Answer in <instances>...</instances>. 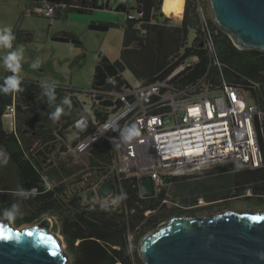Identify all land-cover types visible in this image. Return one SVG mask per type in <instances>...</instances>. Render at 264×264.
I'll return each mask as SVG.
<instances>
[{"label": "trees", "instance_id": "1", "mask_svg": "<svg viewBox=\"0 0 264 264\" xmlns=\"http://www.w3.org/2000/svg\"><path fill=\"white\" fill-rule=\"evenodd\" d=\"M132 1L135 6H131L129 0L127 3L117 4L114 8L126 14L134 13L135 16H125L123 21L122 49L118 59L110 60L102 51L96 53L91 92L81 91L80 88L65 89V86H55L56 103H62L65 98L75 99V94L87 95L91 100L95 126L105 121L120 105L108 91L112 88L118 91L131 86L132 83L123 76L126 70L130 71L137 84L147 85L167 79L187 58L196 56V61L169 79L170 84L182 86L205 74H219V69L212 63L199 33L200 16L197 8L199 4L202 5V0ZM32 3L40 7V10L47 5L53 6V18L67 10L88 14L94 9L104 7L98 0H32ZM177 6L182 9L179 16L173 14ZM206 16L210 22L212 40L225 78L251 86L252 96L264 112V52L238 48L207 14ZM181 17L182 20L178 23L172 19ZM113 24L91 21L89 27L97 31H107ZM190 31L195 32L192 44L187 41ZM53 40L83 48L82 40L72 31L54 34ZM109 77L116 80L115 86L108 83ZM5 78L0 77V85H3ZM40 85L37 81L22 79L23 91L0 93V147H3L10 157L7 165L0 166V172L9 174H5V178L0 180V206L7 208L17 202L23 212L22 218L26 219L23 224L31 221H27V212L33 217L36 215L37 218H42L45 209L60 211L61 217L57 221L54 220L53 230L63 237L64 249L70 257L68 264H144L138 253L139 240L146 232L156 228L170 211L179 209L160 204L162 198H142L130 178L121 182L122 191L127 194L124 199L125 207L118 210H104L99 205L91 207L78 187L70 186L75 179V173L81 169L80 164L70 159L69 148L75 142L68 146L63 129L58 128L57 121L50 120L53 125L42 128L41 118L49 104ZM70 95L72 98H69ZM12 103H15L18 120L16 133L8 132L2 120L3 111ZM79 106L81 109V104ZM70 124L71 122L64 123V128ZM261 126L263 132H260L259 141L264 145V116ZM91 129L92 127H88L82 132V136L89 134ZM111 150L108 136L102 135L92 143L89 161L93 171H96L94 166L99 167L98 161H109ZM245 172H261V175L250 181L251 189L253 192L264 190V182H260L264 180V167L248 169ZM249 180L250 178L245 179L243 183ZM13 182L17 187L22 185L25 189L37 190L38 195L28 199L30 206L37 209L35 212L34 209L24 206V200H18L12 195L16 190L12 188ZM182 187V197L191 193L186 182ZM245 189L243 186L236 190L234 195L244 194ZM146 211H150L148 216H145ZM130 231H133L131 244L127 237Z\"/></svg>", "mask_w": 264, "mask_h": 264}, {"label": "built area", "instance_id": "2", "mask_svg": "<svg viewBox=\"0 0 264 264\" xmlns=\"http://www.w3.org/2000/svg\"><path fill=\"white\" fill-rule=\"evenodd\" d=\"M197 10L199 33L212 63L219 69L217 76L205 74L182 86L170 84L169 79L174 74L196 61L197 57L191 56L167 79L147 85L131 84L118 91L112 88L108 93L120 105L99 125L95 126L94 117L88 114L71 122L78 137L72 142L69 153L71 157L86 156L87 162L81 164L82 169L76 172L70 186L78 187L91 207L99 205L104 210L125 207L124 200L118 205H113L112 201L123 192L122 180L130 178L142 198H162L160 204L166 205L173 199V207L183 208L178 202L183 194L171 192L176 182L199 178L219 165H227L235 171L264 166V145L259 141L264 112L252 96L251 86L225 78L212 40L210 22L202 5L199 4ZM41 12L52 19L55 10L47 5ZM126 16L133 18L135 15ZM108 83L115 86L116 80L109 77ZM85 91L91 92L90 88ZM2 120L8 132L16 133L15 103L5 108ZM132 124L140 130V135L124 142L120 130ZM88 127H92L91 131L82 136ZM102 135L108 136L112 152L109 161H98L99 167L94 166L96 171H93L89 161L90 147ZM100 168L103 169L97 171ZM144 178H150L153 184V192L149 195L143 193L141 181ZM106 180L111 181L112 190L101 198L98 190ZM149 213L146 211L145 216ZM127 237L131 244L133 231L128 232Z\"/></svg>", "mask_w": 264, "mask_h": 264}, {"label": "water", "instance_id": "3", "mask_svg": "<svg viewBox=\"0 0 264 264\" xmlns=\"http://www.w3.org/2000/svg\"><path fill=\"white\" fill-rule=\"evenodd\" d=\"M207 1L211 19L238 48L264 52V0ZM141 185L144 194L153 192L150 178ZM111 190V181H104L99 197ZM254 217L264 218V210L177 213L141 237L138 253L144 264H264V219ZM24 226L0 220V264L68 263L61 237L48 229L49 219Z\"/></svg>", "mask_w": 264, "mask_h": 264}, {"label": "rangeland", "instance_id": "4", "mask_svg": "<svg viewBox=\"0 0 264 264\" xmlns=\"http://www.w3.org/2000/svg\"><path fill=\"white\" fill-rule=\"evenodd\" d=\"M128 1L129 0H98L100 4L104 5L102 9H94L88 14L67 10L64 13L62 12V14L54 16L53 19H49L42 14L37 6L33 5L32 0H0V25L10 26L16 37L12 42V48L6 51L11 52L19 47H23L24 58L21 61L22 69L19 73L23 79L40 81L41 83L51 82L55 85L80 88L84 91L88 90L93 79L96 53L102 51L110 60L119 58L124 32L122 24L125 20L126 12L116 11L114 8L117 4L121 2L127 3ZM130 3L131 6H135L134 1L130 0ZM202 5L205 13L212 18L208 1L202 0ZM173 20L175 23H178L180 19ZM91 21H105L114 24L107 31H97L89 27ZM16 29L20 31L29 29L31 33L30 40L17 38ZM48 30H50V35L47 37L46 33H48ZM62 31H72L77 34L83 42V48L73 47L70 43L66 42L54 41L53 35L61 33ZM194 35L195 32L190 31L187 39L188 44L194 42ZM36 60L40 61L41 67L38 69L30 68V64ZM10 75H12V73L10 71H5L2 67V61H0V77H8ZM123 76L130 83L136 84V80L130 71H124ZM79 101L88 115L92 116L91 100L89 97L87 95H81ZM65 105L66 104H63V106ZM62 108L64 109V107ZM77 110H79V108ZM61 116H63V114ZM57 126L63 129L62 132L64 136H66L68 143L73 142L78 137L72 125H69L67 128L61 125ZM71 160L74 163L76 162L77 164L83 165L87 162L86 156H73ZM65 177H67V179L69 178L68 176ZM183 181L184 180L178 181L171 187V192L174 195L184 194V191L182 192V184H184L185 181ZM172 202L173 199H171L166 206L172 207ZM4 208L6 207L0 206V209ZM175 208L184 211L182 208ZM227 209L264 210V190L245 192L244 194L233 196L229 204L205 211H198L197 215H210ZM179 210L175 211L177 212ZM175 211H170L163 221L175 215ZM185 214L189 215L188 213ZM26 216H28L27 221L31 220L28 223L23 224L26 219L22 217L10 222L15 226L22 223L20 225L22 227L26 224H39L44 219H49L48 229L53 230L55 227L54 220L51 218H37L38 216L36 215L33 217L32 214L28 212ZM0 220H2V217H0ZM55 233L58 234L63 241L62 235L56 231ZM62 246L65 248L64 242Z\"/></svg>", "mask_w": 264, "mask_h": 264}, {"label": "clouds", "instance_id": "5", "mask_svg": "<svg viewBox=\"0 0 264 264\" xmlns=\"http://www.w3.org/2000/svg\"><path fill=\"white\" fill-rule=\"evenodd\" d=\"M15 35L13 30L8 25H0V61H2V67L5 71L11 72L12 75L6 77L4 79L3 85H0V93L9 94L13 92L23 91L21 88L22 77L19 75L22 69L21 61L24 56L23 47H19L14 51L7 52V49L12 48V42L15 40ZM41 67V63L39 60L34 61L30 64V68L38 69ZM43 89L44 95L47 97V103L52 105L56 100L55 95V84L50 82H44L40 85ZM69 100L65 98L62 101V104H69ZM64 114V109L60 105H56L55 111L49 114V119L53 121H58L61 115ZM140 135V130L137 128L135 124H132L124 129L120 130V138L124 142H130L135 137ZM9 153L3 148L0 147V166L7 165L9 161ZM15 197L21 199H29L34 198L38 195L36 189H25L22 185L18 186L14 193H12ZM127 198V194L122 192L119 196H117L113 201V205H118L120 201ZM23 216V212L21 211L19 204L17 202H13L9 207L0 209V217L5 218L9 221H14L19 217Z\"/></svg>", "mask_w": 264, "mask_h": 264}, {"label": "crops", "instance_id": "6", "mask_svg": "<svg viewBox=\"0 0 264 264\" xmlns=\"http://www.w3.org/2000/svg\"><path fill=\"white\" fill-rule=\"evenodd\" d=\"M38 8L40 9V7H38ZM183 11H184V9H183ZM166 16H168V15H166ZM168 17H170V16H168ZM180 21H181V19L179 20V22ZM49 31L50 30H48V33H46L47 37L50 35ZM16 32H17V38H21L22 40H30V38H31V33H30L29 29H25L24 31H20L19 29H16ZM25 80H28V79H25ZM37 82H39V84L44 83V82L41 83L40 81H37ZM55 86H62V85H55ZM69 102L70 103L66 104L65 106H63L62 103H56V102H54L52 105H48L45 112L43 113L42 118H41V122H42L41 124L43 125L42 128H45V127L48 128L51 126V124L53 125V123H51V121L49 119V114L51 112L55 111L56 105H60L61 107H64V109H65V113L63 114L64 118H63V116H61L60 119L57 121V123H58L57 125L64 126V122L69 123V122H72L73 120H75L76 118H78L83 113L88 114L85 111V109L83 108L81 102H80V104H81L82 108L81 109L79 108V111L75 107V105H76L75 101H74V103L72 100ZM17 122H18V120H17ZM30 149H31V147H30ZM228 167L229 166H227V165H219V166H216L215 168H213L212 170H207L199 178L185 179L186 180L185 182L188 186V189L191 190V193H194V194L203 193V194L211 195L212 196L211 199H213L212 201L215 200V204L216 205L218 204L219 206L221 204H225L226 202H229L230 200H232V197L236 196V195H234V192L236 190L241 189L243 186L246 187V189H245L246 193L253 192V190L251 189V182L250 181L254 177H258L257 175H261V172H257L256 174H249V173L245 172V170H248V169L235 171V170L229 169ZM1 169L2 168L0 167V170ZM250 170H252V169H250ZM5 174L7 175L8 173L7 172L6 173L0 172V180L2 177L5 178ZM249 178H250L249 182L243 183V180L249 179ZM260 182H264V180H261ZM14 183L15 182H13L12 188L17 189V186ZM16 198L18 200H21V198H18V197H16ZM22 200H24V206L25 207H27L31 210L34 209L33 212H35L37 210L35 207L30 206V203H29L30 198H29V200L28 199H22ZM43 212H44V214H43L42 218L47 217V218H51V219L57 221V219L59 217H61L60 211L55 212V211L50 210V209H45Z\"/></svg>", "mask_w": 264, "mask_h": 264}, {"label": "flooded vegetation", "instance_id": "7", "mask_svg": "<svg viewBox=\"0 0 264 264\" xmlns=\"http://www.w3.org/2000/svg\"><path fill=\"white\" fill-rule=\"evenodd\" d=\"M67 96V94H66ZM72 98V95H70ZM71 101V100H69ZM73 103L75 101L76 105L80 108L79 104V97H76L75 99H72ZM79 103V104H78ZM79 111V110H78ZM74 112V111H73ZM33 147V145H31V148ZM186 195V194H185ZM212 196L208 195V194H203V193H190L186 196H183L182 198H178V202L183 206L182 209L180 210L178 213L185 215V213H188L189 215H197L198 211H205L208 209H213V208H217V207H222L224 205L229 204V202H226L225 204H221L220 206L217 204H215V200L212 201L213 199H211ZM187 215V214H186Z\"/></svg>", "mask_w": 264, "mask_h": 264}, {"label": "bare ground", "instance_id": "8", "mask_svg": "<svg viewBox=\"0 0 264 264\" xmlns=\"http://www.w3.org/2000/svg\"><path fill=\"white\" fill-rule=\"evenodd\" d=\"M163 4V3H162ZM182 4V3H181ZM181 7H182V5H181ZM182 12V9L181 8H179L178 6L176 7V9L173 11V14L175 15V16H179V14ZM23 227V226H22ZM25 227V226H24Z\"/></svg>", "mask_w": 264, "mask_h": 264}, {"label": "snow or ice", "instance_id": "9", "mask_svg": "<svg viewBox=\"0 0 264 264\" xmlns=\"http://www.w3.org/2000/svg\"><path fill=\"white\" fill-rule=\"evenodd\" d=\"M254 219H264V218H260V217H254Z\"/></svg>", "mask_w": 264, "mask_h": 264}]
</instances>
